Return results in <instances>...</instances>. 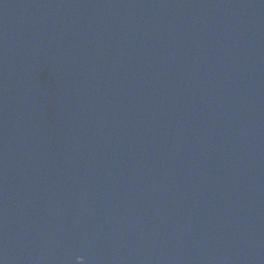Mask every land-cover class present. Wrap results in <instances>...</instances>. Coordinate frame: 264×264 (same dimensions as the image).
Wrapping results in <instances>:
<instances>
[{
  "label": "water",
  "instance_id": "1",
  "mask_svg": "<svg viewBox=\"0 0 264 264\" xmlns=\"http://www.w3.org/2000/svg\"><path fill=\"white\" fill-rule=\"evenodd\" d=\"M0 264H264V0H0Z\"/></svg>",
  "mask_w": 264,
  "mask_h": 264
},
{
  "label": "clouds",
  "instance_id": "2",
  "mask_svg": "<svg viewBox=\"0 0 264 264\" xmlns=\"http://www.w3.org/2000/svg\"><path fill=\"white\" fill-rule=\"evenodd\" d=\"M76 259H77L78 262H82L83 261V257L82 256H77Z\"/></svg>",
  "mask_w": 264,
  "mask_h": 264
}]
</instances>
